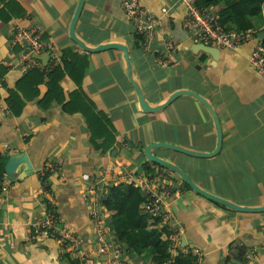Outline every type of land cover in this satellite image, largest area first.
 Segmentation results:
<instances>
[{
    "label": "crops",
    "instance_id": "1",
    "mask_svg": "<svg viewBox=\"0 0 264 264\" xmlns=\"http://www.w3.org/2000/svg\"><path fill=\"white\" fill-rule=\"evenodd\" d=\"M124 1L84 0L76 37L87 48L126 45L132 77L151 107L162 105L177 91H192L211 105L221 130L220 149L212 157L160 147L153 148L152 155L178 166L212 195L241 207H264V76L249 62L256 40L233 48L209 46L217 48L210 55L192 48L191 43L198 42L188 36L186 14L176 0H140L159 23L150 51H144L124 14ZM77 3L0 0V65L6 68L0 83V158L5 166L10 157L25 156L14 177L4 170L0 182V264H104L91 250L85 187L111 169L120 183L137 187L144 196L145 178L160 175L168 183L165 203L182 227L180 248L197 257L199 264H244L251 249L258 251L254 263L264 264V210L236 211L209 200L144 156L151 143L212 152L217 133L208 110L183 94L159 111H142L121 51H86L71 40ZM222 7L207 10L217 14ZM261 15L254 18L257 35L263 32L264 10ZM15 24L41 29L43 41L53 45L59 58L60 74L50 83L51 90L48 82L39 84L37 95L11 112L9 89L27 73L15 65L20 51L11 44ZM160 55L169 62L157 64L154 58ZM39 62L46 66L50 59ZM47 94L49 102L44 100ZM50 203L61 225L71 227L82 240L83 261L54 238L30 237V225ZM120 264H153L152 251L125 253Z\"/></svg>",
    "mask_w": 264,
    "mask_h": 264
},
{
    "label": "built area",
    "instance_id": "2",
    "mask_svg": "<svg viewBox=\"0 0 264 264\" xmlns=\"http://www.w3.org/2000/svg\"><path fill=\"white\" fill-rule=\"evenodd\" d=\"M196 1L176 0L183 6L186 14L184 27L188 36L202 45L224 48H233L250 40H256L249 62L253 69L264 76V49L255 32L253 30H224L218 23L217 15L206 9H200ZM122 8L127 19L133 24L134 34L139 38L143 50L150 51L148 47L157 33L159 24L157 18L144 9L140 0H126L123 2ZM162 11L167 13L165 8ZM11 44L20 48L15 65L21 67L24 72L31 68L41 67L38 58L41 54H49L50 67L55 66L59 60L58 56L52 52L53 45L43 41L42 31L39 27L13 25ZM154 60L159 65L169 62V58L164 55L157 56ZM44 174L43 169L40 172V178H43ZM160 179V175L145 178L146 197L140 207L147 218L155 223L158 231L164 232L170 257L163 264H174V259L180 252L186 254L185 249L180 248L183 231L165 203L169 193L168 183ZM120 180L119 176L112 173V169L103 170L101 177L92 178L85 187L88 214L93 232L91 250L95 256L103 258L104 264H120L125 254L107 223V211L101 205L103 194L108 191L109 187L119 184ZM29 228L31 238H54L59 246L72 251L80 261L84 260L82 240L71 227L61 225L51 203L46 204L42 217L35 220ZM257 255V249H251L246 254L244 264H255L254 260ZM199 262L200 260L196 257L192 264H199Z\"/></svg>",
    "mask_w": 264,
    "mask_h": 264
},
{
    "label": "trees",
    "instance_id": "3",
    "mask_svg": "<svg viewBox=\"0 0 264 264\" xmlns=\"http://www.w3.org/2000/svg\"><path fill=\"white\" fill-rule=\"evenodd\" d=\"M196 2L202 10L222 5L223 7L217 11L216 15L219 25L226 31L252 30L254 18L261 19V13L264 10V0H197ZM262 30L264 31V19ZM259 42L264 49V40ZM5 73L6 68L0 65L1 84H3L1 78ZM59 74L60 70L56 65L50 67L48 64L29 69L16 87L9 89L7 98L9 110L13 112L14 107H18V110L22 109L25 101L37 95L39 84L48 82L47 85L51 90L53 87L50 83ZM44 100L50 101L49 94ZM150 171L147 168L146 172ZM3 174L4 163L0 158V182L4 177ZM107 192L106 197L101 200V205L107 211V223L123 251L129 255L139 256L149 249L152 251L153 264L165 263L170 255L164 232L158 231L155 223L147 218L140 207L146 194L144 196L140 189L131 184L123 185L122 183L109 187ZM193 260L191 253H179L174 259V264H192Z\"/></svg>",
    "mask_w": 264,
    "mask_h": 264
},
{
    "label": "water",
    "instance_id": "4",
    "mask_svg": "<svg viewBox=\"0 0 264 264\" xmlns=\"http://www.w3.org/2000/svg\"><path fill=\"white\" fill-rule=\"evenodd\" d=\"M83 1L84 0H78V3L76 5V8H75V11L73 14V17L71 19V23H70V27H69V36H70L71 40L76 45H78L79 47H81L82 49H84L86 51H101V50H105V49H117V50L121 51L123 59L125 61V65H126V72H125L126 77L128 78L129 82L131 83L133 89L135 90V93L137 95V99H138V102H139V105H140V108L142 109V111H145V112L159 111L162 108H164L165 106H167L168 104H170L176 97L184 94V95H189V96L193 97L194 99H196L198 102H200L208 110V112L212 116L213 121L215 123L216 133H217V143H216L215 149L212 152L206 153V152H200V151H193V150L185 149V148L178 147L176 145H172V144H168V143H151V144L147 145L143 150L145 158L148 161L154 162V163L160 165L161 167H164V168L169 169L170 171L174 172L178 177H180L183 181H185L186 185L191 190H193L194 192H196L199 195L206 197L209 200L223 204V205H225V206H227L233 210H236V211H242V212L263 211L264 207H261V208L241 207V206L235 205V204H233L227 200H224L220 197H217L215 195H212V194L202 190L178 166L152 155L151 150L155 147H160V148H168V149L183 153L184 155L193 156V157H197V158H208V157L214 156L219 151L220 145H221V130L219 127L217 115L214 112L211 105L203 97L199 96L198 94H196L192 91H187V90L177 91V92L173 93L172 95H170L168 100L165 103H163L162 105L151 107L148 104V102L145 100L140 86L132 77L131 60H130V56H129V50H128L126 45H123L120 43H108V44H104V45H99L95 48H87L85 46V44L76 37L75 32H74L75 31V24L79 18V14H80V11H81V8L83 5ZM257 36H258V39L260 41H263L264 40V31L260 32ZM191 46H192V48L193 47L197 48V50H202V51L208 52V53H210V55L215 53L213 51V49L217 50V48H213V47H209V46H205V45H202L199 43H193V42L191 43ZM48 57H49V54H45L44 56H41L39 58H40V60L44 61V63H45V60L47 62ZM24 158H25V156L21 155L19 157H17V156L16 157H10L8 159L7 163L4 166L5 174L7 177H9L11 179L14 177V172H15L17 166L22 161L25 160Z\"/></svg>",
    "mask_w": 264,
    "mask_h": 264
}]
</instances>
